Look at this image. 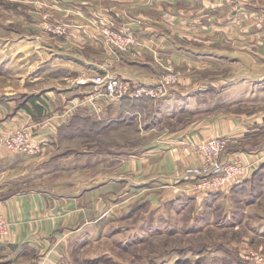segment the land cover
I'll list each match as a JSON object with an SVG mask.
<instances>
[{
  "label": "crops",
  "instance_id": "obj_1",
  "mask_svg": "<svg viewBox=\"0 0 264 264\" xmlns=\"http://www.w3.org/2000/svg\"><path fill=\"white\" fill-rule=\"evenodd\" d=\"M58 24L69 33L50 32ZM104 30L137 43L119 53ZM169 68L178 83L143 99L153 101L151 122L92 81L112 75L158 86ZM126 117L139 128L127 152L85 145L58 153L59 129L73 119ZM16 128L40 151L0 146V212L10 224L0 264H99L86 251L99 243L102 224L146 206L147 216L191 203L196 214L232 200L263 178L264 163L238 185L186 194L185 169L198 162L189 143L225 137V156L246 164L264 155V0H0V136Z\"/></svg>",
  "mask_w": 264,
  "mask_h": 264
},
{
  "label": "rangeland",
  "instance_id": "obj_2",
  "mask_svg": "<svg viewBox=\"0 0 264 264\" xmlns=\"http://www.w3.org/2000/svg\"><path fill=\"white\" fill-rule=\"evenodd\" d=\"M259 196H264V176L234 190L232 200L225 203L219 197L196 214L191 203L167 205L147 216L146 206L119 224L99 226L103 235L86 252L102 257L99 264H174L177 258L190 264L198 257L203 264H255L244 255L248 248L264 254V200L256 205ZM229 205L234 208L228 213Z\"/></svg>",
  "mask_w": 264,
  "mask_h": 264
},
{
  "label": "built area",
  "instance_id": "obj_3",
  "mask_svg": "<svg viewBox=\"0 0 264 264\" xmlns=\"http://www.w3.org/2000/svg\"><path fill=\"white\" fill-rule=\"evenodd\" d=\"M232 1L239 3L245 0ZM49 30L57 36H65L69 33L70 26L58 24L50 27ZM104 32L108 36L109 44L119 53H128L130 47L137 43L136 39L129 34L107 30ZM92 81L104 90V95L109 99L117 101L122 99L143 100L164 95L173 83H178L179 76L169 68L168 73L160 79L158 86L131 85L112 75L96 76ZM93 100L94 98H88V102L92 104H94ZM32 140L33 138L26 128H16L10 130L6 135L0 136V146H4L8 152L13 154H35L40 151V146H34ZM189 148L197 157L198 162L185 169L187 184L182 190L186 194L218 192L238 185L250 179L259 165L264 163L262 154H258L250 164H246L240 158L226 157L228 139L225 137L189 143ZM9 235V221L0 212V243L7 241ZM244 258L255 264H264V254L254 249L248 248Z\"/></svg>",
  "mask_w": 264,
  "mask_h": 264
},
{
  "label": "trees",
  "instance_id": "obj_4",
  "mask_svg": "<svg viewBox=\"0 0 264 264\" xmlns=\"http://www.w3.org/2000/svg\"><path fill=\"white\" fill-rule=\"evenodd\" d=\"M123 107H130L134 113L147 114L149 122L152 121L154 105L152 100H131L122 99ZM139 132L138 122L135 117H126L125 119L112 120L107 123H95L87 118H75L66 126L59 129V151L58 153L80 152L85 145L91 149L98 150L105 146L114 153L127 152L128 136H134ZM102 257H99V261ZM187 259H176L174 264H189ZM238 263V262H237ZM169 264V263H160ZM190 264H203V259L195 260Z\"/></svg>",
  "mask_w": 264,
  "mask_h": 264
}]
</instances>
